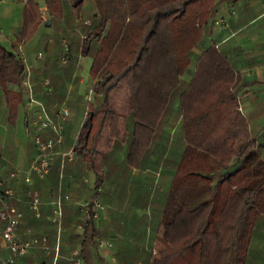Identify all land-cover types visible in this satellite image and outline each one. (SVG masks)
Segmentation results:
<instances>
[{
  "label": "trees",
  "instance_id": "trees-1",
  "mask_svg": "<svg viewBox=\"0 0 264 264\" xmlns=\"http://www.w3.org/2000/svg\"><path fill=\"white\" fill-rule=\"evenodd\" d=\"M23 2L14 48L35 34L42 22L41 3L52 26L64 21L71 30L77 23L83 33L76 52L70 49L67 64L79 55H91L88 71L94 102L88 103L72 151L84 170L94 173L93 191L108 176L116 148L126 144L123 165L138 170L153 145L163 140L160 132L173 130L168 125L175 122L181 134L175 153V143L163 141V151L150 163L152 168L159 163L172 166L157 210V227L173 225L184 210L202 206L206 210L198 233L176 245L167 264H247L256 228L264 219V156L239 110L238 76L229 58L215 45L195 58L192 52L214 24L218 0ZM58 57L56 63L61 65ZM23 70L18 55L0 46V88L10 124L21 94L5 87L9 82L20 85ZM68 200L69 196L62 201ZM92 208L93 200L85 218L75 221L83 228L81 235L75 227L67 237L60 232L55 264H70L77 246L81 259L86 242H95ZM56 234L52 231L47 241L50 255L37 252L38 264L52 262Z\"/></svg>",
  "mask_w": 264,
  "mask_h": 264
},
{
  "label": "crops",
  "instance_id": "crops-1",
  "mask_svg": "<svg viewBox=\"0 0 264 264\" xmlns=\"http://www.w3.org/2000/svg\"><path fill=\"white\" fill-rule=\"evenodd\" d=\"M23 1L0 0V46L16 55H23L25 62L33 65L32 87L37 100L39 99L49 111L52 110L53 104L65 102L71 116L64 126L62 142L56 150L57 155L54 156L49 175L44 180L32 176L31 183L26 184L25 172L36 157L33 130L27 126V121L31 118L27 107V95L19 88V84L12 82L6 84L7 91L21 94L14 121L10 124L7 99L0 88V183H4L0 191L1 193L5 189L14 191L13 198H4V201L15 206L24 215V220L17 228L18 238L25 241L32 237L44 236L47 241H51L50 233L52 231L57 233V230L49 222L51 206L47 195L50 192L62 197L66 194L69 200L63 202L60 227V232L65 237L70 235L74 227L76 234H82L83 228L81 225H75V221H82L85 218L84 204L93 200L91 212L97 215L96 218L92 217L95 242H86L84 252L81 254V264H151L161 251L157 244H163L160 232L163 228L170 227L158 228L156 223L157 210L162 206L164 192L172 177V166H161L160 172L153 178L154 171L151 172L150 164L157 160L159 152H162L165 146L158 140L146 157L145 164L138 170H130L123 165L126 144L116 148V153L109 160L108 176L98 191L96 193L93 191L95 175L85 171L78 163L73 156L74 143L71 142L76 138L86 116L87 102L83 99V92H91L92 83L90 80V83L86 84L78 75L81 55L72 64L61 66L56 63L61 53V44L65 41L69 48L76 52L83 33L77 23L71 30L66 29L64 21L52 26L48 21L46 7L41 3L40 14L41 11L44 12L40 15L41 24L29 40L14 48L12 44L15 43L17 30L22 25ZM219 18L224 19L226 24L224 26L211 24L206 28L199 46L192 51L193 57L198 56L206 47L215 45L229 58L238 76L235 91L239 110L247 119L263 155L264 0H218L213 20ZM36 52L43 54L39 61L34 59ZM185 78L188 80L190 74ZM45 80L49 81V91L44 87ZM165 130L170 131L168 127ZM41 137L52 138V134L47 131L42 133ZM13 173L15 177H12ZM152 181L157 184L153 192L150 190ZM29 191H37L40 194V218L32 215L28 208ZM155 195L158 199L156 198V203L151 207V199L155 198ZM99 205L101 209L97 207ZM152 208L154 211L150 210ZM2 228L0 221V234ZM56 242L57 234L52 246L55 247ZM2 243L0 238V258L6 259L9 252ZM63 245L66 246L65 242ZM48 247L51 246L48 244ZM261 247H264V240H260L255 246L252 245L247 264L253 261L254 256L264 251ZM76 250L80 251L79 246ZM38 251L41 250L38 248L31 250L23 260L27 258L31 260V264H38L36 258ZM171 254L167 256V263Z\"/></svg>",
  "mask_w": 264,
  "mask_h": 264
},
{
  "label": "built area",
  "instance_id": "built-area-1",
  "mask_svg": "<svg viewBox=\"0 0 264 264\" xmlns=\"http://www.w3.org/2000/svg\"><path fill=\"white\" fill-rule=\"evenodd\" d=\"M44 12L41 11V15ZM88 24V22H86ZM224 19H217L214 21L215 26H224ZM71 56L70 48L67 43L61 44V53L59 55V62L62 66L68 63ZM19 59L24 63L23 74L20 79V87L23 92L27 95V107L31 114V118L27 121L28 129L33 130V144L36 149V157L31 162L29 169L25 172L24 181L27 184L31 183V177L35 176L38 180H44L50 173L52 168V163L54 156L57 155V148L61 145L64 126L71 116V111L67 103L63 102L60 104H53L52 110H48L45 105L37 100L34 96L33 91V79H32V64H27L23 55H18ZM43 54L41 52H36L35 60H41ZM44 87L49 91V81L45 80L43 82ZM86 97L85 99H87ZM89 101V99L87 100ZM49 131L52 134V138L43 139L41 137L42 133ZM71 155V152L69 153ZM69 155V156H70ZM15 177L14 173L12 177ZM4 183H0L1 186ZM14 191L10 189H5L2 193L0 191V221L3 225L1 229L0 238L2 244H4L5 249L9 252V257L6 259L0 258V264H31L23 260L24 257L28 256L30 251L38 248L45 256L50 255V248L47 244V239L43 237H32L25 241H20L18 238V229L23 218V213L18 210L15 206L10 205L4 198H13ZM28 196V208L33 212L36 218H40L39 207L41 206L40 194L37 191H29ZM48 203L51 206V215L49 217V222L54 225L57 230V242L54 247V257L51 263L55 264L58 257V241L59 234L62 226V207L63 199H67L68 196L54 195L50 192L47 195ZM63 198V199H62ZM100 208V205L97 206ZM84 211L87 213L88 204L83 205ZM101 209V208H100ZM93 218H96V213L92 214ZM103 244L102 242H100ZM104 245V244H103ZM110 246L109 244H105ZM79 251L75 250L72 252L70 258V264H81V259L79 257Z\"/></svg>",
  "mask_w": 264,
  "mask_h": 264
},
{
  "label": "rangeland",
  "instance_id": "rangeland-1",
  "mask_svg": "<svg viewBox=\"0 0 264 264\" xmlns=\"http://www.w3.org/2000/svg\"><path fill=\"white\" fill-rule=\"evenodd\" d=\"M81 64L79 63V73L78 75L81 76L84 80L85 83L88 84L90 83V76H89V69H90V65H91V57L90 56H81ZM62 66V65H61ZM192 68V67H191ZM190 68V69H191ZM83 96L85 99L86 97H88L87 99H85V101L87 102L85 104L86 107V112H87V106L88 103H93L94 102V97L93 94L91 92H83ZM89 99V101H87ZM177 105L175 107V111L171 113V120L174 121V116L177 114ZM85 112V113H86ZM86 118V116L84 117V119ZM170 128L173 127V130L170 131H165V132H160V134L163 136V140H161V142L163 143V141H169L174 142L175 143V147L172 149L173 150V154L175 153V149H177V145L181 143V134H180V129L178 124H176L175 122H172V124L168 125ZM172 129V128H171ZM76 139V138H75ZM75 139H73V141H75ZM71 141V142H73ZM74 143V142H73ZM263 156H264V150H263ZM161 166H163V164H158V166L153 167L151 169V172L154 171V174L152 175V177L154 178L155 174L160 172L161 170ZM153 183V181H152ZM156 182L151 184V192L154 191V188L156 186ZM206 208L205 206L199 207L193 211H188L185 213V211L183 212L182 215H180L174 222V224L170 227L167 228H163V230L160 232V236L163 240V244H157V248L161 249V251H159V253H157V258H154L151 261V264H167V256L170 255L172 253V249L178 245L180 242H185L190 240L191 238H193L199 230V227H201L202 225V221H203V217H204V212H205ZM186 214V215H185ZM260 240H264V219L260 221L259 225L256 228V234L253 240V246L256 245V243L258 244V242ZM255 244V245H254ZM156 248V249H157ZM262 248V247H261ZM264 250V247L262 248ZM253 261H251L250 264H264V251H261L260 253L257 254V256H254L252 258Z\"/></svg>",
  "mask_w": 264,
  "mask_h": 264
}]
</instances>
